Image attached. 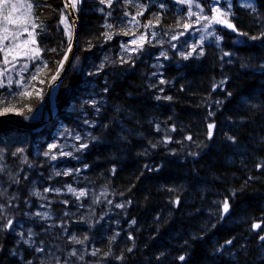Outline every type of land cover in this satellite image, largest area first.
I'll use <instances>...</instances> for the list:
<instances>
[{"label": "trees", "instance_id": "1", "mask_svg": "<svg viewBox=\"0 0 264 264\" xmlns=\"http://www.w3.org/2000/svg\"><path fill=\"white\" fill-rule=\"evenodd\" d=\"M29 1L34 22L43 29L35 30L39 58L29 60L28 69L15 76L11 88L7 84L0 88V100L11 101L23 113L9 111L0 118L24 125H32L31 117L43 109L54 74L51 70L69 43L60 24L61 13L65 15L63 0ZM80 1L75 61L55 90V120L37 133L0 124V155L14 174L10 182L16 203L10 218H25L27 179L44 170L47 145L60 126L73 125L95 84L105 102L92 117L95 141L83 155L85 181L109 187L128 203L119 229H123L121 239L116 243L98 240L99 260L104 264H264V241L259 239L264 235V36L238 46L224 32L221 48L207 44L199 58L179 64L170 60L162 71L165 82L169 81L163 93L172 98L165 103L157 100L161 86L154 85L152 69L143 60L133 67H110L99 77L97 71L90 72L101 51L138 37L149 21L155 25L152 28L182 30L187 21L184 9L173 0H112L110 7L100 0ZM259 9L264 11V1ZM141 10L143 15L136 17L140 24L130 22ZM239 16L240 20L235 19L238 30L241 21L257 29L254 13ZM108 24L111 29L105 27ZM106 32L112 39L105 37ZM252 32L248 31L256 37V31ZM37 69H41L38 79L30 81ZM22 78L42 91V99L35 91L31 97L14 98L23 91L15 83ZM160 118L175 128L170 142L161 140L162 134L155 129ZM209 124L215 125L211 138ZM6 180L0 174V181ZM225 200L229 221L223 211ZM2 218L0 264H20L14 253L17 239ZM254 223H261V229L253 230ZM182 255L183 261L179 260Z\"/></svg>", "mask_w": 264, "mask_h": 264}, {"label": "rangeland", "instance_id": "2", "mask_svg": "<svg viewBox=\"0 0 264 264\" xmlns=\"http://www.w3.org/2000/svg\"><path fill=\"white\" fill-rule=\"evenodd\" d=\"M255 1L256 0H230V22L236 26V23L233 22V19L236 18V6L253 11L256 5ZM11 2L18 5L30 3L27 0H11ZM196 3H199L204 9L203 15L211 16L212 6L221 7L225 11L229 10V0H219V4H216L215 0H194L191 10L199 13V9L195 7ZM248 4H251L252 8L247 7ZM182 5L185 7L188 22L192 25L187 31H185L184 28L178 31H159L155 28H147L142 34L146 36V40L143 42V47L141 49H137V46L132 43L133 40H137L139 37L132 38L129 41H119L116 46L109 47V50L103 51L98 63L94 66L90 74H94L97 71L99 77L110 67L116 68L127 64L134 66L138 59L143 60L142 62L148 64L149 68L152 69V76L154 77L151 78H154V85L156 87L162 85L156 92V98L160 97L157 100H162L166 103L169 102V100L165 99L167 96L163 92L166 89L164 87L168 86L169 81L163 84L160 83V81H165L162 71L163 67L170 63V60L179 64L188 59L199 58L201 57L199 52L203 50L204 53L205 45L209 43H215L221 47L226 40L223 37V30L227 31L230 40L236 44H246L253 40L248 31H256V34H259L257 30L246 29L243 30L242 33H246L247 35H239L238 32L225 29V26L220 24H212L210 28L205 30L203 25L208 23V21L201 20L197 23L196 16H192L191 18L188 17V5ZM25 12V8H20L13 13V16L23 17ZM31 22H33L32 16L27 25L28 31H32ZM258 22L260 24L258 30L264 35L263 12L258 16ZM2 26L3 21L0 20V27ZM244 26L248 27L247 25ZM8 27L10 31L17 32L19 35L14 40L10 37L5 43L19 44L21 45L20 51H26L27 49L23 47V42L29 39L27 31H23L22 26L8 25ZM213 31L216 33V36L221 37L219 42H217L215 36L210 35ZM181 32L184 34L180 35ZM153 33H155L154 37ZM173 36H177L178 39H172ZM201 36L208 37L202 44L200 40ZM122 45H127L129 50L125 51ZM173 45H175V47H173ZM193 46H198L196 52H192ZM27 47L33 48L34 45L29 44ZM182 52L185 54L191 52L192 54L188 59H184L180 55ZM161 53H166L167 58L162 56ZM121 57H123L124 60H128L130 57V60L129 62H124ZM25 59L29 58L21 55L17 57L15 61H11L10 56L9 60L11 63L5 65L3 62V52H0V71H4L5 73L3 77H0V80H7L9 76L13 78V75H19L22 66L26 64L23 62ZM19 61L22 62L19 63ZM104 102L105 98L103 97V93L99 88L97 90V87L93 84L90 88V93L85 96L83 101L84 108L80 113L82 117L80 119L74 118L73 125H66L52 138L45 155L48 160L46 163V170L39 173L37 179H33L31 183V190L33 191L29 193L30 187H27V193L28 195L30 194V199L28 200L29 202L27 201L25 218L23 221L12 223L11 225V229L20 242L19 248H24L29 252V256H27L24 251L19 249V251H21V260L24 264H104L99 260L101 256L98 240L105 239L109 243H116L121 239L119 229L123 226V213H125L128 203L117 197L107 186H96V188L88 186L84 181L85 175L83 174L85 172V166L83 164L84 159L82 155L86 152L85 150L89 146V143L95 141L91 136L90 128L93 127L91 119L93 113H96L104 106ZM41 116L40 113H37L32 118V121H39ZM75 120L78 122H75ZM155 127L156 130L159 129L157 133L162 134L160 137L161 140L166 137L172 138V126L166 123L165 120L161 118L157 120ZM77 136L80 137L79 141L76 140ZM82 144H87V147L81 148L80 145ZM160 145L163 144L160 143ZM191 150L192 149H190V152ZM193 150H198V148L195 147ZM65 153H71V155H66ZM53 156H55L56 159H52ZM4 160L5 156L0 155V171L7 177H13L12 172L9 167L5 165ZM57 173H60V175H57ZM65 173L70 174L65 175ZM69 186L75 189L76 192L85 191L86 195L77 199L76 195L68 191ZM4 189H6V187L0 185V205H3V212L6 214L9 211L8 206L11 204V201L14 200V197L9 195L7 197H2L1 195H3L2 192ZM37 193H39V195H37ZM118 205L123 206L118 207ZM37 212L41 214L46 213L49 218L45 219L42 216H38L36 215ZM1 213L2 212H0V214ZM221 215V213H218V216L221 217ZM225 220H231L229 215H226ZM128 224L129 222L126 223V225ZM77 226L86 227L85 229L91 231L92 229L99 228L98 237L96 236L97 233L86 236L80 235ZM89 230L83 231L82 233H87ZM53 235H58L61 239H64L66 247H63L59 242H52L50 237ZM72 236L84 241V243H73L71 241ZM85 237H87V239H85ZM38 249L43 250L38 251ZM73 250L77 252L76 256L70 255ZM92 252H96V255H92ZM81 256L83 259H80Z\"/></svg>", "mask_w": 264, "mask_h": 264}, {"label": "snow or ice", "instance_id": "3", "mask_svg": "<svg viewBox=\"0 0 264 264\" xmlns=\"http://www.w3.org/2000/svg\"><path fill=\"white\" fill-rule=\"evenodd\" d=\"M80 2V0H67V2L64 5L65 9L68 8H72L73 10L76 9L77 4ZM101 3L107 4L109 7L112 4V0H100ZM177 3L179 4H186L188 5L189 11H188V17L191 18L192 16H196V22L199 23L201 20L204 21H208V23L204 24L203 27L205 30H207L208 28H210L212 26V24H220L223 25L225 27H227L228 29L232 30L233 32H238L239 35H247L246 33H242L239 32V30L236 28V26L230 22L229 20V16L231 15L230 12V8H231V3L229 0V10L225 11L223 10L221 7H216V6H212L211 7V12L212 15L208 16V15H203L204 9L200 6L199 3L195 4V7L197 9H199V13L197 12H193L192 9V5L194 3V0H177ZM216 4H219V0H215ZM161 7H163V5H161ZM247 7L252 8L251 4H248ZM20 8H25L26 12L24 13L23 17H14L13 13L18 11ZM32 9H33V4L32 3H27L25 4H16V3H12L11 0H0V20L3 21V26L0 27V52H3V62L5 65L11 63V61H15L17 59V57L24 55L26 57H28L29 59H38L39 55H40V49L38 47H33V48H28L27 46L29 44L32 45H36L37 44V39L36 36L38 35V33L35 31L37 28H40L41 31H43L42 27L38 24H36L35 22H31V28L32 31H28V23L29 20L32 16ZM255 9H253L254 11ZM125 15H128V13H125ZM143 15V11H138L136 13V15L131 16V21L130 22H135L136 25L140 24V21L137 20V16ZM156 23H159V16L155 17ZM60 24L63 25L64 27V32L65 35H67L68 37V48H67V52H65L63 58L60 61H57L56 66L54 69H52L51 71L54 72V74L51 76V80L53 82L57 81L60 77V73L64 68V63L65 61L68 60V55L67 53L71 51V41H72V25L69 23L68 21V17L65 16L63 13H61V18H60ZM8 25H17V26H22L23 31H27L28 40H25L23 42V47L26 48L27 50L24 52L20 51L21 45L19 44H15V43H11V44H6L5 42L9 40L10 37L13 38V40L19 35V33L14 32V31H10ZM151 26H155L153 25L152 21H149L147 24L144 25L145 28L151 27ZM191 23L186 21L182 24V27L184 28L185 31H187L190 27H191ZM105 27L111 29L112 25L108 24L105 25ZM124 35H127L128 32H124ZM184 33L181 32L180 35H183ZM105 37L107 39H112V34L106 32L104 33ZM210 35L215 36L217 42H219V40L221 39L220 36H216V33L213 31L210 33ZM155 36V33H153V37ZM207 36H201L200 40H201V44L203 43V41L205 39H207ZM258 37H251V39H257ZM172 39H178L177 36H173ZM146 40V36L145 35H141L137 40H133L132 43L135 44L137 46V49H141L143 47V42ZM173 47H175V45H173ZM198 46H193L192 48V52H196ZM122 48H124L125 51H128V46L127 45H122ZM53 51H55V49H53ZM192 53H180V55L184 58V59H188V57L191 55ZM203 50H201L199 52V55H203ZM162 56H164L165 58H167L166 53H161ZM225 56L229 55V53H224ZM11 56V61L9 60V57ZM122 60H124L123 57H121ZM130 57L128 60H124V62H129ZM48 65L47 63H44L43 68L47 69ZM28 69V65L24 64L21 68V72H24ZM41 72V69H37V72L35 74H32L30 76V81H36L38 79V75ZM4 71H0V77L4 76ZM25 82L23 81V78L19 81H16V85L18 88H22L23 91L17 92L14 94V98L15 97H19V98H23V97H31L33 95V91H35L38 95L41 96L42 99V91L40 89H34L33 85L31 82ZM41 83H43L44 81L41 80ZM14 81L13 78L11 76H9L7 78V86L9 88H11V86L13 85ZM160 83H165V81L161 80ZM52 85L49 84V87H51ZM5 84L3 82V80H0V88H4ZM215 90V87L214 89ZM160 97H157V99H159ZM165 99L171 100V97H165ZM0 105H3L2 107H0V116L6 115L9 111H15V114L17 115H22L23 113L19 110L16 109L15 104H13L11 101H7V100H0ZM29 112L32 111L31 108L28 109ZM209 115H214V113H209ZM26 119L28 117H25ZM215 127L214 124H209L208 125V135L209 138H211L212 135V129ZM159 130V129H158ZM172 131H175V128L172 129ZM186 139L191 140L192 137L188 136L186 137ZM229 139H232L231 137H229ZM76 140L79 141L80 137L77 136ZM170 142V138L166 137L165 138V143ZM55 147V146H53ZM81 148H86L87 144H82L80 145ZM153 147H155V145H153ZM79 150V149H78ZM66 155H71V153H65ZM52 159H56L55 156L52 157ZM114 171V170H113ZM70 173H65V175H69ZM57 175H60V173H57ZM47 191V190H46ZM68 191L73 193L74 195H76L77 199H79L80 197H84L86 195L85 191H80V192H76L75 189H73L72 187H68ZM37 195H39V193H37ZM66 203V202H65ZM176 203L178 204L179 201L177 200ZM123 205H118V207H122ZM223 211L224 213H227L229 211V203L227 200H225L223 202ZM0 212H3V205H0ZM36 215L38 216H42L45 219H48L49 217L47 216V214H41L39 212L36 213ZM132 223H135V221H133ZM12 225V221L8 220L7 225H5V227H11ZM253 230H259L261 229V223H254L252 225ZM131 239V237H129ZM85 239H87V237H85ZM259 239L264 241V235H260ZM71 241L75 244H83L84 241L77 239L75 236L71 237ZM228 243H231V241H229ZM43 249H38V251H42ZM129 251H131V249H129ZM92 255H96V252H92ZM71 256H76L77 252L75 250H73L70 253ZM80 259H83V257L81 256ZM185 259V257L182 255L179 257V260L183 261Z\"/></svg>", "mask_w": 264, "mask_h": 264}, {"label": "water", "instance_id": "4", "mask_svg": "<svg viewBox=\"0 0 264 264\" xmlns=\"http://www.w3.org/2000/svg\"><path fill=\"white\" fill-rule=\"evenodd\" d=\"M67 0H64V3H66ZM69 19L71 21L72 27H73V42H72V46H71V51L68 52V60L65 61L64 63V68L60 73V77L57 81L53 82L51 80L50 84L52 85L51 87L48 86L47 92H46V96H45V109L48 115V120L44 123H42L41 125H38L36 127H33V129H40L41 127H43L44 125H46L47 123L50 122V120L53 118L54 116V111H55V105H54V98H53V91L56 88V86L64 79V77L67 75V73L70 70V67L73 63V59H74V55L76 52V47H77V42H78V22L75 16V13L73 11L72 8H68L66 9ZM0 123H5L7 125L10 126H15V127H20L22 128L21 125L10 121L8 119H2L0 120ZM32 129V128H30Z\"/></svg>", "mask_w": 264, "mask_h": 264}, {"label": "bare ground", "instance_id": "5", "mask_svg": "<svg viewBox=\"0 0 264 264\" xmlns=\"http://www.w3.org/2000/svg\"><path fill=\"white\" fill-rule=\"evenodd\" d=\"M245 14V13H244ZM251 34V33H250ZM249 40V39H248ZM239 46V45H238ZM215 47V46H214ZM241 48V47H240ZM245 48V47H244ZM223 52V51H222ZM231 60V59H230ZM252 62V61H251ZM263 66V65H262ZM261 66V67H262ZM264 67V66H263ZM161 87H162V85H161ZM215 100V99H214ZM219 100V99H218ZM221 100H222V98H221ZM223 101V100H222ZM161 126V125H160ZM156 129V128H155ZM164 132V131H163ZM177 132V131H176ZM181 132V131H180ZM173 133V132H172ZM174 135V134H173ZM177 135V134H176ZM179 135V134H178ZM183 135V134H182ZM171 137V136H170ZM176 138H178V137H176ZM171 139H173V138H171ZM183 140V139H182ZM174 141H176V139L174 140ZM177 142V141H176ZM193 143V142H192ZM184 145V144H183ZM196 145V144H195ZM198 146V145H197ZM192 148H193V146H192ZM200 149V148H199ZM198 149V150H199ZM154 150V149H153ZM184 150V149H183ZM180 151V150H179ZM176 152V151H175ZM190 153V152H189ZM192 154V153H191ZM28 187H30V186H28ZM31 191H33V190H31ZM34 200V199H33ZM213 200V199H212ZM27 203V200H25L24 201V205ZM26 206H27V204H26ZM214 207V206H213ZM25 209H26V207H24ZM208 211V210H207ZM210 211V210H209ZM210 214V213H209ZM211 215V214H210ZM215 216V215H214ZM204 217H206V216H204ZM220 217V216H219ZM225 217V216H224ZM227 219H228V217H227ZM212 220V219H211ZM234 220V219H233ZM236 220V219H235ZM214 223V222H213ZM228 224V223H227ZM210 225V224H209ZM231 225V224H230ZM262 226V225H261ZM264 226V225H263ZM86 228V227H85ZM253 233V232H252ZM52 234V233H51ZM217 235V234H216ZM52 237V236H51ZM59 237L58 236H56V237H52L51 239H53L55 242H56V240L58 239ZM105 240V239H104ZM53 242V241H52ZM56 245V244H55ZM254 249V248H253ZM104 261V260H103ZM21 264V263H20Z\"/></svg>", "mask_w": 264, "mask_h": 264}]
</instances>
